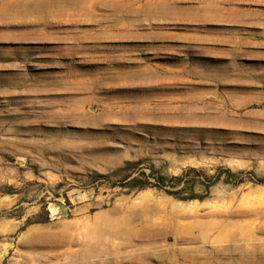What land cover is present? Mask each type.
<instances>
[{"label":"rangeland","instance_id":"rangeland-1","mask_svg":"<svg viewBox=\"0 0 264 264\" xmlns=\"http://www.w3.org/2000/svg\"><path fill=\"white\" fill-rule=\"evenodd\" d=\"M0 264H264V0H0Z\"/></svg>","mask_w":264,"mask_h":264},{"label":"trees","instance_id":"trees-1","mask_svg":"<svg viewBox=\"0 0 264 264\" xmlns=\"http://www.w3.org/2000/svg\"><path fill=\"white\" fill-rule=\"evenodd\" d=\"M138 163H127L126 166L122 169V171H127L130 167L132 166H136ZM188 172H195L198 174H202L204 175L203 171H197L196 169L192 168L189 169ZM220 172H226L228 175L230 176H240L241 174H243L242 172L239 173H232V171L230 169H224L221 168ZM187 172H184V174L182 176L179 177H165L162 175H158L157 177H155V175L153 173H151L149 176H147L146 174H142L143 177H145V179H147V182H139V179L133 178L130 180L131 176L127 175L125 177V180H130L127 182V187L130 189H137V190H143L146 188H155L159 191H162L164 193H166L169 196H172L174 198L177 199H181V200H193V199H203L197 196H182L184 191H186L187 189L192 191L196 185L198 184L197 180H186V175ZM150 177L154 179V182H150ZM211 179H213L211 177ZM222 178L220 176V174L218 175V181H220ZM225 183H231V181L229 179L224 180ZM244 182V180H237L236 182H234L235 186H238L240 184H242ZM139 183V184H138ZM205 183V182H204ZM257 183H263L261 181H258ZM178 186H183L182 189L177 190Z\"/></svg>","mask_w":264,"mask_h":264},{"label":"bare ground","instance_id":"bare-ground-1","mask_svg":"<svg viewBox=\"0 0 264 264\" xmlns=\"http://www.w3.org/2000/svg\"><path fill=\"white\" fill-rule=\"evenodd\" d=\"M51 210H52V208H51ZM56 212V211H55ZM60 213V212H59Z\"/></svg>","mask_w":264,"mask_h":264}]
</instances>
